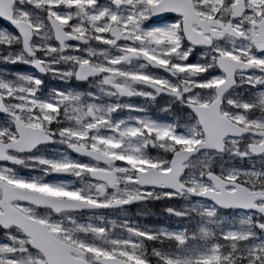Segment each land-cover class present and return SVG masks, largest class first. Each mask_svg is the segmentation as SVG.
<instances>
[{
  "label": "snow or ice",
  "instance_id": "6c2138e0",
  "mask_svg": "<svg viewBox=\"0 0 264 264\" xmlns=\"http://www.w3.org/2000/svg\"><path fill=\"white\" fill-rule=\"evenodd\" d=\"M0 19V64L34 69L0 70V264H264V0H0ZM174 105L182 123L149 114ZM149 202L174 223L133 219Z\"/></svg>",
  "mask_w": 264,
  "mask_h": 264
},
{
  "label": "rangeland",
  "instance_id": "374dc122",
  "mask_svg": "<svg viewBox=\"0 0 264 264\" xmlns=\"http://www.w3.org/2000/svg\"><path fill=\"white\" fill-rule=\"evenodd\" d=\"M0 28L6 29L4 27H0ZM23 67H25V66L24 65L0 64V70H3V71H7V72H27V73H30V72H28V70L24 69ZM151 71H158V70L157 69H151ZM73 81H71V83ZM60 83L63 84L60 81H58V82H56L54 84H57L58 85ZM86 90H88V88ZM113 102H115V101H113ZM119 102L122 103V104H124V103L141 104L142 103V101L139 98H134V99L129 98V100H126L124 98H121ZM161 104H163V101H161ZM151 109H155V108H151ZM115 115L117 117L123 118V117H125L127 115H134V113H127L126 111H121V112H119V113H117ZM2 120H3V118L0 121H2ZM230 159L231 158L228 156V154L225 153V155L223 157H216L215 160H214V163L216 165H219L221 163H225V166H227V161H229ZM253 159L255 160L256 158H253ZM232 163H237V161L232 160ZM245 166H247V162H245ZM256 166L257 167H261L262 165L261 164H257ZM175 203H177V204L180 203V204H189V205H191V201H184V200H182V201H176ZM159 204H160L159 202H156V203L153 204V206L158 207ZM147 209H150V208H147ZM141 210L143 211V210H146V209L144 208V209H141ZM129 213L131 214V216H132L133 219H136V220L140 219L138 221H140L141 223H146V224H166V223L167 224H172V223H174V221L170 220L166 216H164V219H166L167 222L166 221H161V222L156 223L154 221V219H156V216L155 215L148 216V217H141V216H137L136 215L137 212H135V211H132V212H129ZM221 215H223L225 217H230L232 215V213L224 214V213L221 212Z\"/></svg>",
  "mask_w": 264,
  "mask_h": 264
},
{
  "label": "flooded vegetation",
  "instance_id": "af4514ba",
  "mask_svg": "<svg viewBox=\"0 0 264 264\" xmlns=\"http://www.w3.org/2000/svg\"><path fill=\"white\" fill-rule=\"evenodd\" d=\"M99 3L101 4H106L109 2V0H98ZM191 59L195 60V56H193ZM28 67L25 66V69H27ZM43 81H44V90L47 91V88L48 86H53L55 89H64V88H73V89H76V90H81V91H84L88 88V83L86 82H76V81H73L72 83L70 82L69 84L65 85V84H62V85H57V84H54L56 83L58 80H55V79H51L49 76L45 75L42 77ZM237 91H240V89H237ZM131 99H134V98H131ZM161 103V102H160ZM178 108V109H177ZM157 111V110H156ZM159 113V112H158ZM171 113L172 117L177 121V122H180L182 123V119H181V114H180V110H179V107L178 106H173V109L171 112L169 113H166L165 116L166 117H169L171 118V115H169ZM160 115H164V114H161L159 113ZM169 115V116H168ZM0 118L2 119L3 118V115L0 114ZM0 119V120H1ZM171 118L172 122H175V120ZM52 148H58L60 149L61 151H63V146H59V145H54V146H51ZM68 154L70 156H72L73 158L76 157V154L75 153H72V152H68ZM19 173L21 175H28L29 172L28 170L26 169H19L18 170ZM52 177H49V179H51ZM57 179H65V180H71L73 179L72 177H69V176H63V177H56ZM87 179V178H86ZM50 195L51 194H54V193H49ZM74 198V197H73ZM151 203V202H150ZM149 204V203H148ZM129 210H132V211H137L138 208L137 207H133V208H129ZM37 211H44L43 209H37ZM227 212H231V211H227Z\"/></svg>",
  "mask_w": 264,
  "mask_h": 264
},
{
  "label": "trees",
  "instance_id": "16d2710c",
  "mask_svg": "<svg viewBox=\"0 0 264 264\" xmlns=\"http://www.w3.org/2000/svg\"><path fill=\"white\" fill-rule=\"evenodd\" d=\"M159 219L161 220V221H166L167 222V220L166 219H164V215L161 213V214H159Z\"/></svg>",
  "mask_w": 264,
  "mask_h": 264
},
{
  "label": "water",
  "instance_id": "95a60500",
  "mask_svg": "<svg viewBox=\"0 0 264 264\" xmlns=\"http://www.w3.org/2000/svg\"><path fill=\"white\" fill-rule=\"evenodd\" d=\"M3 20V19H2ZM4 21V20H3ZM6 24H8L9 25V23L7 22V21H4ZM10 26V25H9ZM11 27V26H10ZM32 69V68H31ZM34 70V69H33Z\"/></svg>",
  "mask_w": 264,
  "mask_h": 264
}]
</instances>
